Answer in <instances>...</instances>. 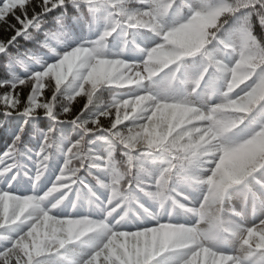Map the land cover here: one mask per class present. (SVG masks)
Wrapping results in <instances>:
<instances>
[{
	"label": "clouds",
	"instance_id": "obj_1",
	"mask_svg": "<svg viewBox=\"0 0 264 264\" xmlns=\"http://www.w3.org/2000/svg\"><path fill=\"white\" fill-rule=\"evenodd\" d=\"M0 264H264V0H3Z\"/></svg>",
	"mask_w": 264,
	"mask_h": 264
},
{
	"label": "snow or ice",
	"instance_id": "obj_2",
	"mask_svg": "<svg viewBox=\"0 0 264 264\" xmlns=\"http://www.w3.org/2000/svg\"><path fill=\"white\" fill-rule=\"evenodd\" d=\"M2 3H3V0H0V4H2ZM9 19H12L13 22H15V21H14V17H12L11 15H9Z\"/></svg>",
	"mask_w": 264,
	"mask_h": 264
},
{
	"label": "trees",
	"instance_id": "obj_3",
	"mask_svg": "<svg viewBox=\"0 0 264 264\" xmlns=\"http://www.w3.org/2000/svg\"><path fill=\"white\" fill-rule=\"evenodd\" d=\"M18 2H19V0H18Z\"/></svg>",
	"mask_w": 264,
	"mask_h": 264
}]
</instances>
